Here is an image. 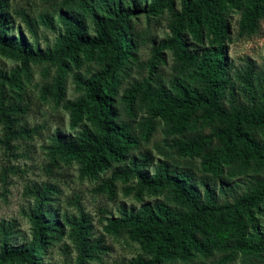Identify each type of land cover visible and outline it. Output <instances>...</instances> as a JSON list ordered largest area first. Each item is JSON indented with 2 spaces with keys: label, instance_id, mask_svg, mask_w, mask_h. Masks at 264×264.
Listing matches in <instances>:
<instances>
[{
  "label": "trees",
  "instance_id": "trees-1",
  "mask_svg": "<svg viewBox=\"0 0 264 264\" xmlns=\"http://www.w3.org/2000/svg\"><path fill=\"white\" fill-rule=\"evenodd\" d=\"M143 2L150 15L171 13L169 32L153 47L150 75L134 82L118 101V77L135 48L129 17L131 10ZM232 10L240 14L239 34L252 35L264 18V0H62L57 20L64 25V32L53 46L41 49L37 43L38 24L55 28L54 17L45 13L37 19L18 9L17 15L35 39H27L19 27L17 37L9 36L13 16L9 1L0 0V52L20 62L10 75L0 72L2 78H14L9 81L12 99L8 98L5 81L0 82L4 134L0 144L31 141L40 130L24 119L29 105L21 101L20 73L30 74L31 63L56 66V75L42 86V91L58 101L65 94L66 74L73 65L79 67L84 60H94L100 67L88 79L75 73L77 89L84 94L64 106L70 110L71 129L84 121L87 124L77 134L58 132L52 137L46 146L49 161L45 168L51 174L59 164L77 161L82 177L98 178L114 163L128 159V164L112 170L106 181L108 193L114 197L121 183L124 194L133 196L138 205H121L120 215L106 219L104 230L117 235L127 233L151 257L139 253L121 264H166L170 259L189 261L214 252L222 254L218 261L221 264L237 253L264 258V231L257 223L264 202V142L254 133L264 128V105L240 103L233 90L229 104L224 103L230 82L226 56ZM192 40L200 44L199 49L191 46ZM164 50L172 53L178 74L168 83L155 86L151 75ZM251 77L248 67L244 81L254 96ZM139 107L145 109L147 118L135 124ZM158 119L163 122L165 134L172 137L169 146L180 157L200 158L203 173L238 176L251 169L258 174L232 202H220L216 189L207 181H203L204 189L200 191L189 170L168 161H159L150 174L152 152L131 154L141 142L151 139ZM196 125L209 126L211 131L191 132ZM164 191L177 208L162 199L146 201L147 196ZM24 194L33 200L27 214L31 240L13 244V226L2 225L0 264H48L46 253L65 235L76 250L75 264L103 260L109 248L95 236L91 218L84 213L79 199L71 200L79 207L77 216L61 212L62 189L57 182L27 183Z\"/></svg>",
  "mask_w": 264,
  "mask_h": 264
},
{
  "label": "rangeland",
  "instance_id": "rangeland-1",
  "mask_svg": "<svg viewBox=\"0 0 264 264\" xmlns=\"http://www.w3.org/2000/svg\"><path fill=\"white\" fill-rule=\"evenodd\" d=\"M10 12L13 16L9 36L17 37V29L21 28L23 34L30 41L35 38L31 36L27 24L17 15L18 9H24L30 16L40 19V16L49 13L54 17L55 28L43 22L38 24L37 43L41 49H46L55 44L58 35L64 32V25L57 20L61 8L62 0H8ZM104 1V0H103ZM145 2L137 8L131 10L129 17L132 36L134 41V55L122 68L118 77L117 100L123 92L134 82L141 81L150 74V64L154 57V49L159 41L168 32V24L171 19L169 11H163L157 15H150L146 12ZM177 7L179 2L177 1ZM240 14L232 10L230 16L229 42L227 43V64L230 82L225 89L224 103L229 104L231 90L234 91L236 99L246 105H264V18L259 21L257 32L252 35H240L238 32ZM191 46L199 49L200 44L192 40ZM30 74L21 71L20 82L22 84V98L24 104H28V110L24 114V119L30 126L40 127L39 132L33 140H15L8 145L0 144V242L3 238L2 227L13 226L12 243L27 244L30 242L31 224L28 219V211L33 205V200L24 194L27 183L54 181L62 189L61 212L67 211L69 214L80 215L77 204L71 200L79 199L84 213L91 218L94 225L96 237L102 238L109 250L103 255V260L95 264H121L127 262L132 257L141 253L145 258L151 255L142 251L138 243L130 240L127 233L121 235L107 233L104 230L106 219L112 215L119 216V207L125 205L128 208L137 206L138 203L133 196H126L122 190L123 185L117 184L114 197L108 193L106 181L111 177L112 170L116 167H123L125 162L114 163L111 169L100 173L98 178L82 177L81 165L77 161L61 163L54 169V173H49L45 164L49 161L47 147L52 137L60 132L61 134H77L81 131L86 121L79 124L75 129L70 127V110L64 104L68 101H75L84 94L83 90L77 89L75 73H81L84 79H88L100 67L94 60H84L82 65H73L65 78L66 91L60 101L50 95H45L42 86L53 80L56 75V66L48 63H31ZM175 60L169 50H164L160 55V61L156 63V70L151 75L153 85L166 84L176 74L174 70ZM17 66L19 60L6 56L0 52V72L10 75ZM248 67L252 70L253 94L244 81ZM2 78L5 81V89L10 99L13 92L10 88V79ZM20 100V99H19ZM120 103V102H119ZM120 106V105H119ZM147 118V113L142 107L138 108L135 124ZM193 130L202 133H209L211 127L196 125ZM255 135L264 142V128L254 130ZM3 127L0 123V137H3ZM172 137L164 132L163 122L155 120V130L151 139L141 142V146L134 148L131 155L136 156L145 150H150L154 157V164L150 166L149 173L154 172L159 161H168L180 169L189 170L193 175L194 182L200 191H203V181H207L214 187L220 202L234 201L245 192L251 178L258 174L255 170H248L242 175L229 176L225 173L217 176L213 173H203L201 171L200 158L180 157L169 145ZM262 175V173H260ZM102 186L104 188L100 189ZM157 199L166 201L169 206L177 208V205L170 199L167 191L157 195L146 197V201L154 202ZM58 203H54L56 206ZM258 228L264 231V202L257 213ZM3 223V224H2ZM3 225V226H2ZM6 229V228H5ZM251 232L253 229L251 228ZM222 256L219 252H214L208 256L197 255L189 261L180 259H170L166 264H221L219 259ZM76 250L68 235L51 247L45 256V263L48 264H75ZM264 264L262 256L252 258L245 257L241 253L235 254L234 258L222 264Z\"/></svg>",
  "mask_w": 264,
  "mask_h": 264
}]
</instances>
